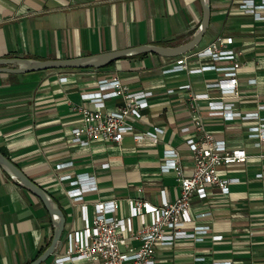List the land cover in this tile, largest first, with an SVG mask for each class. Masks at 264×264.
Returning a JSON list of instances; mask_svg holds the SVG:
<instances>
[{
  "label": "crops",
  "instance_id": "1",
  "mask_svg": "<svg viewBox=\"0 0 264 264\" xmlns=\"http://www.w3.org/2000/svg\"><path fill=\"white\" fill-rule=\"evenodd\" d=\"M244 1L209 0V26L200 43L176 57L143 53L101 68L0 72V152L41 186L65 216L53 254L39 264H52L62 255L65 234L82 224L79 202L67 195L78 186L71 181L94 182L97 189L84 193V202L90 207L97 200L118 199L123 216L127 197L140 195L156 204L163 189L167 199L176 198L174 173L161 172L160 165L163 150L171 146L184 172L192 169L184 140L188 134L181 131L190 123L189 92L180 88L186 83L194 93L209 95L198 102L206 129L227 149H242L248 157L219 170L223 177L238 179L227 194L207 186L204 199L193 198L192 213L211 212L202 220L210 223L203 241L183 239L173 246H157L155 264H264V142L257 145L248 136V128L258 121L209 113L208 102L218 99L220 91L206 84L221 78L220 71L165 72L178 64L229 65L228 60L212 61L199 52L219 37H230L228 48L238 53L240 62L238 96L226 97L223 103H232V110L241 114L255 111L264 121V108H259L264 104V19L245 12ZM256 11L264 15V8ZM200 21L199 0H0V58L61 59L142 44L172 46L189 40ZM112 76L130 90L152 93L142 118L132 123L140 131L162 128L157 143L137 142L132 133L119 143H73L71 128L80 122L79 107H91L81 93ZM119 102L107 99L104 110H113ZM64 175L70 177L62 179ZM137 187L143 188L141 194ZM52 234V217L39 198L0 167V264H29L46 249Z\"/></svg>",
  "mask_w": 264,
  "mask_h": 264
},
{
  "label": "built area",
  "instance_id": "2",
  "mask_svg": "<svg viewBox=\"0 0 264 264\" xmlns=\"http://www.w3.org/2000/svg\"><path fill=\"white\" fill-rule=\"evenodd\" d=\"M241 7L245 12L253 14L256 19H264V15L256 9L264 8V0L254 4L253 0H245ZM230 37H219L202 51V57L212 61L228 60L227 66L207 64L201 67L187 68L184 64L175 65L165 70H187L189 73L214 69L222 73V77L206 84L207 88H217L220 97L209 100V113L219 114L225 119L238 117L242 120H257V124L248 128V136L256 139V144L264 142V121L258 113L241 114L232 110V103H223L226 97L238 96L237 70L240 66L238 53L228 48ZM65 81L66 77H61ZM188 90L190 123L181 129L187 133L185 144L190 152L192 169L184 172L180 155L171 146L163 150L161 172L174 173L177 182V196L169 200L162 189L159 201L152 204L140 195L126 198V215L121 214L118 199L97 200L89 207L83 200V194L97 189L94 182L82 184L71 181L78 186L67 190V195L80 204L81 226L65 234L66 248L62 255L56 257L52 264H155V248L157 246H173L177 240L191 239L203 241L210 230L211 212L192 213L193 198L204 199L206 187L214 186L222 194H227L230 185L238 182L236 177H223L219 170L224 166L244 162L248 157L242 149H227L223 140L217 139L206 129L199 112V101L210 99L207 93H194L190 83L180 86ZM171 92V90H170ZM150 91H133L122 83L117 76L97 81L94 90L81 93V99L88 100L91 107H79L80 122L71 128L72 141L87 146L93 140H108L119 143L126 133H132L135 141L147 140L157 143L164 130L153 127L151 130H136L133 120L142 118V110L148 107ZM107 99L120 100L111 111H105ZM259 108H264V104ZM262 120V121H261ZM107 166L106 163L103 164ZM260 175V174H258ZM64 175L61 178H69ZM141 194L142 187L136 188ZM214 240L219 236H214ZM203 259V258H199Z\"/></svg>",
  "mask_w": 264,
  "mask_h": 264
},
{
  "label": "water",
  "instance_id": "3",
  "mask_svg": "<svg viewBox=\"0 0 264 264\" xmlns=\"http://www.w3.org/2000/svg\"><path fill=\"white\" fill-rule=\"evenodd\" d=\"M201 7V21L192 37L177 45L164 46L157 44H142L124 49L101 52L93 55L61 59H34L25 57L0 58V72L26 73L47 69H85L101 68L112 61L123 57H130L143 53H154L162 57H176L195 48L205 34L210 20L209 0H199ZM12 65V66H9ZM0 167L13 179L33 195L39 198L53 220V234L46 249L29 264H39L53 254L61 238L65 224V216L49 194L37 183L31 180L19 167L0 152Z\"/></svg>",
  "mask_w": 264,
  "mask_h": 264
},
{
  "label": "trees",
  "instance_id": "4",
  "mask_svg": "<svg viewBox=\"0 0 264 264\" xmlns=\"http://www.w3.org/2000/svg\"><path fill=\"white\" fill-rule=\"evenodd\" d=\"M107 66V65H106Z\"/></svg>",
  "mask_w": 264,
  "mask_h": 264
}]
</instances>
